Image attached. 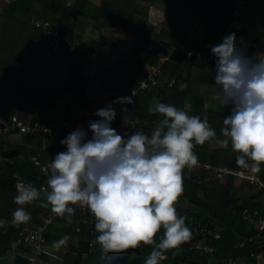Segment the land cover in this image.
<instances>
[{"label": "trees", "instance_id": "1", "mask_svg": "<svg viewBox=\"0 0 264 264\" xmlns=\"http://www.w3.org/2000/svg\"><path fill=\"white\" fill-rule=\"evenodd\" d=\"M84 1L72 0L69 7L64 6L66 0H15L9 3L0 0L1 107L11 103L16 113L35 120L39 110L54 102L57 95V92H43L25 85L33 65L34 55L37 49L45 44L41 38L40 29L34 27L30 19L55 20L57 24H62L58 30L60 45L71 42L73 26L78 18L89 22L94 30L104 27L112 29L120 36H131L133 43L129 58L124 55L125 52L119 46H115L114 42L110 41L113 49L118 51L115 53L118 54H115L111 68L102 69L97 79V86L106 93L107 103L115 99L121 88L134 86L143 71L156 61L157 54L169 51L167 61L161 65V76L165 79L172 78L177 83L169 88H149L138 91L133 98L134 103L129 104L124 113L115 117L111 127H116L121 119L136 118L138 129L150 135L154 128L153 121L161 118L159 114L152 111L156 103H167L181 109L184 97L193 96L192 88L199 83L211 84L215 81V69H213L216 66L215 58L210 57L204 64L191 61L192 54L196 52V49L198 51V44L184 34L188 28L187 25H184L183 29H176L169 37L158 34L160 41L156 43L149 40L150 33L146 29L144 17L147 5L152 0H99L95 8L89 4L85 5ZM111 1L115 3L114 7L111 6ZM168 1L173 5L184 7L186 16L190 19L198 21V19L204 20L212 16L209 18L208 36L210 38L216 32L227 28L231 22V11L234 9L236 12L238 6L236 0ZM16 12L18 17L14 18ZM181 23V20H178V24ZM233 32L237 37V46L243 48L238 31L230 29L226 32V36ZM104 41V37L98 36L97 40L89 42L87 51L98 54ZM148 44H154L156 50L152 53L146 51L144 47ZM248 49L245 48L247 55L250 52ZM254 50H264V47L258 45L254 47ZM49 54L50 60L57 59L64 69L58 92L66 93L70 104H79V101L84 98L86 83V79L81 75V68L85 63L83 58L60 47L53 52L50 51ZM181 65H183L181 68L183 72L180 70ZM181 83L185 85L179 90L178 85ZM229 113L230 106H222L220 112L208 110L204 114V118H207L210 126L216 131L217 140L205 142L204 145H197L194 148L199 162L208 161L212 166L226 165L239 168L235 163L237 154L233 153L231 144L227 149L209 146L211 142L223 139L220 129L223 127L224 117ZM190 115L200 116L197 110H191ZM123 132L125 134L126 130ZM18 135L22 137L20 143L7 142L4 138L9 136L0 139V143L4 146L3 150H0V218L7 221L5 226L0 227V259L11 254L13 259L7 264H27L25 255L29 253L26 246L20 244H17L15 248L11 246L15 242L18 229V225L12 223V213L18 207L13 199L17 194L14 192V183L17 179H22L25 183L30 182L37 188L42 183L44 175L40 174L38 168L28 159L42 151L51 163L56 154L66 151L60 141L68 134L65 129L60 130L56 134L55 141L46 147H42L40 133ZM47 173L49 176V170ZM257 175L264 183V164L261 165V171ZM224 179V181L212 180L208 175L199 174L195 181H192L190 177L183 175V193L178 199L184 201V207L175 205L177 213L185 217L186 225L189 221H195L214 227L218 232V238L209 243L213 248L211 253L196 256L188 252L175 253L170 249L164 253L166 259L160 264H207L209 260L223 262L227 258L235 259V264H240L242 260H245L244 264H254V259L248 255L249 252L264 253V229L257 230L254 224L239 215L241 208L260 212L264 207V195L255 191L242 197L232 198L229 195L233 190L230 184L232 178L226 176ZM198 192L202 193L200 197ZM40 200L46 201V198L41 196ZM24 207L31 214V220L28 222L31 224H38L41 212L49 208L39 207V201L26 204ZM72 225L66 216L55 218L46 227L45 246H52L54 241H58L63 236L72 235ZM98 235L97 232L96 237ZM75 236L77 239L74 244L68 245V248L66 246V250H60L61 254L69 253L63 264H144L153 247L141 244L135 249L123 252H105L97 242L91 247L87 246L92 236L87 235L86 232ZM162 236L163 229L155 237L157 242ZM239 242H242V246L238 249L233 248V245ZM33 264H41V262Z\"/></svg>", "mask_w": 264, "mask_h": 264}, {"label": "clouds", "instance_id": "2", "mask_svg": "<svg viewBox=\"0 0 264 264\" xmlns=\"http://www.w3.org/2000/svg\"><path fill=\"white\" fill-rule=\"evenodd\" d=\"M209 47L216 57L213 99L230 106L220 129L223 139L217 142L225 149L231 144L240 169L259 173L264 164V59L254 60L237 46L235 32ZM132 103V97L116 98L95 111L99 119L89 121L87 130L77 127L61 140L66 151L56 154L48 166L46 189L17 179L13 225L31 220L24 205L34 201L68 220L74 205L86 206L95 218L101 248L123 252L141 244L153 246L144 264H160L167 250L191 238L185 217L175 207L183 193V169L199 166L194 148L217 140V133L207 118L158 102L152 111L161 118L153 121L150 135L136 131L122 136L111 127L116 117L113 105ZM41 191H46V201L40 200ZM161 229L163 236L157 242ZM69 240L65 235L52 247L59 250Z\"/></svg>", "mask_w": 264, "mask_h": 264}, {"label": "crops", "instance_id": "3", "mask_svg": "<svg viewBox=\"0 0 264 264\" xmlns=\"http://www.w3.org/2000/svg\"><path fill=\"white\" fill-rule=\"evenodd\" d=\"M12 1H15V0H8L7 3L12 2ZM71 2H72V0H66L64 6L70 7ZM98 3H99V0H85L84 1L85 5L89 4L93 8L97 7ZM114 5H115V3L111 1V6L114 7ZM236 16L238 17V24H236L233 27V29L239 32L241 46H243L244 49L245 48L250 49L248 56H250L252 59L257 60V61L264 59V50H259V51L254 50L253 51L255 46L259 45L261 47H264V0H242L241 5H238L236 7ZM13 17L17 18L18 13L16 12ZM211 17L208 16V19H204V20L198 19V21H196V20L190 19L186 16V9L182 6L173 5L168 0H152L147 5V10H146V15L144 17V22H145L146 29L150 33L149 40L153 43L160 41V37L158 34H161L162 36H168L169 37L170 34L175 32L176 29H179V28L183 29L184 25H187L188 28L184 34L186 35L187 38L191 39L193 42H196L198 44V46H197L198 51L196 49V52L194 54H192V60L191 61L195 62V63L204 64L210 57H213L216 59V57L211 53L209 46L210 45H218L222 42V40L219 38V35H218L222 31L216 32L215 35L212 36V38H210L208 36V32H210V28H209L210 19L209 18H211ZM178 20H181V22H182L180 25L178 24ZM230 23L231 22H229V24ZM89 27L91 28V26L89 25V22H86L81 18L76 19L74 26H73V30H72L71 42L64 43L62 45L67 46L69 48L67 50V52H71L74 54H78L79 52H81L84 56L83 60H84V62H86L88 60L86 56L89 54V52L87 51V47L89 46V42L97 40L98 36L104 37L105 41H104L103 45L101 46L100 52L98 54H94L93 58H96V61H97L98 57H100L101 59H106V60L109 59V63L106 67L104 65L105 61H103L101 64H99V62L97 61L96 62L97 65H95V67L93 66L94 70L97 66L96 70L98 71V73H97V79H98L99 72L102 69H110L113 62H114L115 54H118V53H115L116 50L113 49L110 41H113L115 46H119V48H121V50L125 52L124 55L127 58H129L130 55L132 54L133 40H132L131 36H129V35L120 36L118 33H115V31H112V29L104 28V27H101L100 29H96V30L91 28L92 34H91V37L88 38V32H85V30H86V28H88V30H89ZM37 51H38V49H37ZM37 51H36V54H37ZM116 52H118V51H116ZM36 54L34 56L36 58V60L34 59L35 64L33 63L32 67L28 73V77H27V80L25 81V85L29 88H34V89L39 90V91H44V92L48 91L49 93H56L57 92V95L55 97V101L52 102L51 104H49L48 106L41 108L42 113L45 114V113H48L49 109L53 105L57 104L56 101L59 98V94L65 95L66 93L58 92V88L51 90V89H46L43 86L34 87V86H30L27 84V82H29L30 79H32V75L34 77L35 76L41 77L43 74L46 73L45 69H43V64H41V62H42L41 59L39 58L40 60L39 59L37 60L38 56H36ZM37 61H39V62H37ZM83 65H85V63ZM89 67H92V64ZM181 68H183V65L180 66V70H181ZM213 69H215V68H213ZM34 70H35V72H34ZM181 72H183V71L181 70ZM47 74H48V72L46 73V75ZM81 75L86 79V83H85L86 95L79 102H84V103L75 104L73 106V104L71 105L66 100V104L63 107L62 113H61V115H63V117H64V119L62 118V120H66V119H68L69 121L73 120L77 114V110L75 108L79 107V105H81V106L84 104L85 105H93L94 103H96L94 101H92V104L86 103L90 100L88 98L87 94L93 95L95 91H100L102 93V97L106 96L105 91L97 86V84H96L97 79L96 78H95V83L90 85V82L92 81L91 78L90 77L88 78V75L84 74V71L82 72V70H81ZM42 79H43V77H42ZM55 79L59 80L58 84L60 85L61 81L63 79V76L61 78V76L60 75L58 76V74H57V77H55ZM55 79H54V81H56ZM48 80L49 79L47 78V80H44V82H47ZM31 81H32V83H34L33 79ZM32 85H34V84H32ZM184 85H185L184 83L179 84L178 89L181 90L184 87ZM216 90H217V86L215 84V81H213V83H211V84H204V83L197 84L194 88H192L191 93L193 94V96L187 95L184 97L183 106L181 109L188 111L189 114H190L191 110H197V111H199L200 117L202 119L204 118V114L208 110L220 112L222 109V106L219 105L213 99ZM79 108H78V112H79ZM38 115L40 117L38 120L43 122L44 124L48 125L51 123H56L52 120L49 123L48 119L45 118V116L41 117V113H38ZM45 119H47L46 122H45ZM65 131L67 134H69L67 132V130H65ZM10 135H8V136H10ZM16 135H18V134H16ZM55 137L53 139L52 136L44 137L41 135L42 147L49 146L52 143L51 142L52 140H53V142L55 141ZM20 138L22 139V137H20ZM8 141H10V142L15 141L18 143L21 142L18 140H10V139H8L7 142ZM209 146H210V148H212V147L222 148L219 145V143H217V142H211L209 144ZM2 147H4V146L2 145ZM2 147H0V150H3ZM32 159L40 161V162H49L47 155L44 154V152H42V151L39 152L36 156L30 157L28 159L29 162ZM204 162H207V161H204ZM218 166H221V165H218ZM224 166H226V165H224ZM47 172H48V168H47ZM48 178H49V176L47 173V175L43 177L42 182H44V181L47 182ZM231 178L232 179H231L230 184H231L233 190L230 191L231 194H229V195L232 198L240 197V196L242 197V196L250 194V192L251 193L255 192V190L252 189V187L249 186L247 184V182H245L241 179H237V178H233V177H231ZM222 180L224 181L225 179H222ZM222 180H218V181H222ZM197 194L200 197L202 193L198 192ZM179 201H182V200L178 199V201L176 202V205H179V203H178ZM182 202H184V201H182ZM43 212H41V214ZM0 221L3 222V225L0 227H3L7 224V221L5 219L0 218ZM211 228L216 230L214 227H211ZM69 237H70V240L68 241L67 248H68V245L74 244V241L77 239V236H75V234H73V233H72V235H69ZM211 240H214V239H211ZM44 250L47 253H53L54 255H56V258L55 257L53 258V257L48 256V255H41V257H40L41 264H63L62 262H64L65 258L69 256L68 252H67L68 254L62 253L63 255L60 252V250L61 251L66 250L65 247H61L59 250H57V249L53 248L52 246H45ZM58 253H60V254H58ZM259 253L261 254V256L264 259V253H262V252H259ZM12 259H13V256L11 254H9L5 258L0 259V264L10 263L12 261ZM57 260H59V261L56 262ZM219 261L220 260H209L207 262V264L222 263ZM244 262H245V260H242V261H240V264H244Z\"/></svg>", "mask_w": 264, "mask_h": 264}, {"label": "built area", "instance_id": "4", "mask_svg": "<svg viewBox=\"0 0 264 264\" xmlns=\"http://www.w3.org/2000/svg\"><path fill=\"white\" fill-rule=\"evenodd\" d=\"M236 4H241L242 0H236ZM33 26L39 28L41 31V38L45 42V48L49 49L53 52L55 49H58L60 46V37L58 35V30L62 27V24H57L55 20H33L30 19ZM237 23L236 12L233 9L231 11V23ZM229 24V25H230ZM229 25L227 28L219 33V38L223 40L226 36V32L230 30ZM146 51L154 52L156 50V46L154 44H148L144 47ZM155 54V53H154ZM169 57V51H165L163 54L158 55L156 61L146 68L143 73L138 77L134 86L131 87H123L121 88L115 99L118 97H135L136 93L140 90H146L149 88H158L162 89L164 87L169 88L174 86L177 82L172 78H162L161 76V65L167 61ZM53 63H57V59L53 60ZM114 99V100H115ZM111 102H96L93 105H82L79 108V112L76 114L73 120H61L60 122L44 124L38 119L31 120L27 116L19 115L14 110L11 111L6 107L0 106V139H3L5 136L10 134H21V135H35L36 133H40L44 137L52 136L53 139L56 134L62 130H67L68 133H71L77 127L88 129L89 121H95L99 119L94 115L97 109L103 108ZM116 111V117L121 113H124L128 107V105L122 104H114L113 105ZM138 121L136 118L131 120L121 119L119 124L116 127H112L116 130V132L122 136L125 134L131 135L136 131H140L137 127ZM124 130L126 133L124 134ZM145 134V133H144ZM89 137L91 133H88ZM53 142V140L51 141ZM2 144L0 143V147ZM30 163L38 168L40 174L46 176L47 168L50 165L49 162H40L37 160H30ZM199 174L208 175L212 178V180H222L226 176H231L233 178L241 179L249 186L252 187L255 191H259L264 195V187H261L263 183L257 173H252L250 170H243L240 168H231L228 166H212L208 161L207 162H199L198 167H194L189 169L185 167L183 169V174L187 177H190L191 180L195 181ZM254 177H258L259 182L257 183ZM17 182V181H16ZM16 182L14 183V192H16ZM47 182L44 181L40 183L37 187L38 190L46 189ZM41 196L46 198V191H41ZM176 205V204H175ZM75 209L74 215L71 217L72 225V233L80 234L82 232H86L87 235H91V240L87 243L88 247H91L96 244V230H95V218L90 213L86 206L82 205H74ZM239 215L248 221L249 223L254 224V227L257 230L264 229V207L260 210V212L252 209L248 210L247 208H241L239 210ZM58 216L51 211V206H49L47 211H44L38 217V224L25 223L18 225L17 233L15 235V242L18 244L26 246L29 249V253L25 255V260L27 264L40 263L41 255H48L51 257H55L53 253H47L44 242V235L46 231V227L53 222L55 218ZM187 226L191 229L192 235L191 238L177 248L172 249L173 252H188L190 254H194L196 256H201L204 254L211 253L213 248L209 245L211 239L218 238V233L216 230L211 227L200 224L198 222L192 221L188 222ZM242 246V242L236 243L233 245V248H240ZM254 259V264H264V259L261 254L255 253L252 254L249 252L248 254ZM217 264H235V259L227 258L222 263Z\"/></svg>", "mask_w": 264, "mask_h": 264}, {"label": "rangeland", "instance_id": "5", "mask_svg": "<svg viewBox=\"0 0 264 264\" xmlns=\"http://www.w3.org/2000/svg\"><path fill=\"white\" fill-rule=\"evenodd\" d=\"M3 1H6V3H7L8 0H3ZM236 24H238V22L235 23V24H233V25L230 24L229 25L230 29H233V27ZM85 32H88V38L91 37L92 29L90 27H89V30H88V28H86ZM59 47L61 49L66 50V51L69 49L67 46H64L62 44ZM48 50L49 49L45 48V44H44L43 47H39L38 48V51H37V54H36V56H38L37 60L39 58L41 59V61H42L41 64H43V69H45V72L46 73L48 72V74L46 75V73H45L41 77L35 76L36 78L32 75V79L34 80V83H32V81H31L32 79H30L31 82L28 80L29 82H27V84L30 85V86H34V87L43 86L46 89H51V90L52 89H57V88L59 89V86H60L58 84L59 83V80H56L55 77H57V74H58V76L60 75L61 78H62V76L64 75V69H62V67H61V65H60L59 62H57L55 64V63H53L52 60H50V58H49L50 57V54H49L50 50L49 51ZM78 55L81 56V58L84 57L81 52H79ZM86 57H87L88 60L85 62V65H83V67L81 68V70H82V72L84 71V74L88 75V78L89 77L91 78L92 81L90 82V85H92L93 83H95V78L97 79V73H98V71L96 70L97 69V66H96L95 70L93 69V66L95 67V65H97L96 64L97 61L99 62V64H101L103 61H105L104 62V65L107 67V65L109 63V59L108 60L101 59L100 57L97 56L98 58H97V61H96V58H93L94 57V53H90V52H89V54ZM34 59L36 60L35 57H34ZM37 62H39V61H37ZM33 63H34V61H33ZM91 64H92V67H89ZM34 72H35V70H34ZM42 77H43V79H42ZM47 78L49 80L47 82H44V80H47ZM54 79L56 81H54ZM32 84H34V85H32ZM85 88H84V96L86 95V89ZM100 93H101L100 91H95L93 95L87 94L88 95V98L90 100L88 102H86V103L92 104V101H94V102H100V101L107 102L108 101L107 96L102 97V93L101 94ZM66 100L68 101L67 94H65V95L59 94V98L56 101L57 104L53 105L49 109L48 113L43 114L42 113V109L39 110V113H41V117L42 116H45V118L48 119V122L49 123L51 122V120L54 121V122H59L60 120H62V118L64 119V117H63V115H61V113H62L63 107L66 104ZM79 103H84V102H79ZM74 105L75 104H73V106ZM5 107L8 108V109H10L11 111L14 110V107L11 105V103H9ZM79 107H76L75 108L77 110V113H78V108ZM151 107H152V105H151ZM39 118H40L39 115H37V119H39ZM47 119H45V122L47 121ZM4 139L5 140H8V139H10V140H18V141H21L22 140L20 138V135H11L8 138H4ZM178 203H179V205H178L179 207H184V202L179 201ZM57 261H59V260H57Z\"/></svg>", "mask_w": 264, "mask_h": 264}]
</instances>
